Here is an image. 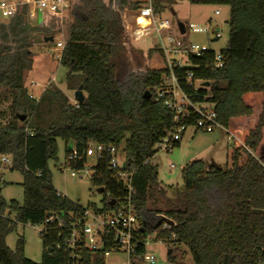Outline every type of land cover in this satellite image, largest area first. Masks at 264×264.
I'll list each match as a JSON object with an SVG mask.
<instances>
[{
  "label": "trees",
  "instance_id": "obj_1",
  "mask_svg": "<svg viewBox=\"0 0 264 264\" xmlns=\"http://www.w3.org/2000/svg\"><path fill=\"white\" fill-rule=\"evenodd\" d=\"M188 1L230 8L229 40L222 51L226 66L222 71L192 69L195 79L211 83L193 100L215 104L218 121L237 140L227 149L224 168L209 170L203 161L185 166L184 190L174 200L157 199L162 189L157 168L151 165L156 144L174 126L173 116L153 90L161 87L168 67L159 48L146 56L133 48V30L125 14L140 6L132 0H69L67 17H52L59 24L45 34L55 39L66 26L59 60L68 70L69 88L75 93L83 87L86 99L77 105L55 87L39 101L29 96L25 86L33 63L29 47L39 30L27 24L28 6L19 7L11 20L0 24V156H12L10 170L24 177L23 205L15 201L7 205L0 199V264H38L25 258L22 239L15 251L6 245L18 223L38 227L48 214L79 219L84 213L79 204L59 198L52 185L48 165L58 161V140L66 143L67 157L69 143L79 155L96 144L124 147L128 167L135 170L133 203L143 227L139 256L145 254L148 233L154 231L170 249L173 263L184 264L174 251L186 247L194 264H264V0ZM208 54L210 61L213 52ZM146 92L152 96L145 98ZM196 119L192 116L187 124ZM109 160L106 156L97 163L91 179L94 187L104 190L106 209H111L110 199L121 196L107 168ZM86 163L84 159L69 166L82 171ZM159 217L172 222L170 230L162 231V226L155 230ZM40 235L45 253L39 264H68V231L52 226ZM82 258L83 264H106L103 250L84 251Z\"/></svg>",
  "mask_w": 264,
  "mask_h": 264
},
{
  "label": "rangeland",
  "instance_id": "obj_2",
  "mask_svg": "<svg viewBox=\"0 0 264 264\" xmlns=\"http://www.w3.org/2000/svg\"><path fill=\"white\" fill-rule=\"evenodd\" d=\"M7 1L19 3L23 0ZM150 1L160 9L161 18L172 22L174 29L170 34L182 40L185 45L198 44L213 52H221L227 47L230 33L228 24L230 8L228 6L193 5L188 0H175L174 2H171V0H132L133 3L138 4L140 7L148 6ZM137 12L138 10L127 11L125 14L133 31ZM216 12L219 15H216ZM35 14L36 17L30 19L31 22L27 23L37 26L39 30L38 33L32 35L31 46L29 47L33 59L32 70L25 75V86L28 89L29 96L40 98L46 90L55 87L69 98L71 104H75V93L69 88L67 82L68 70L60 64L58 57L60 51L56 50L57 43L65 41L66 26L64 25L63 29L61 28V33L55 34L54 43H45L44 37L50 34L49 31H53L59 23L52 18L56 16H48L42 10L36 9ZM2 21L3 18L0 14V23ZM179 24H183L188 29L187 34H181ZM191 25L201 28L207 27L209 32L193 33L189 29ZM217 28L222 35L220 39H216L214 33V29ZM47 31L48 33L45 34ZM167 34L166 32L163 33L164 36ZM49 36L47 35V37ZM2 42L0 37V44ZM159 45L158 35L154 31L139 39H134L133 42V48L145 56L150 50L159 48ZM232 143L233 141L229 139L227 133L222 130L209 134L189 129L180 145L171 152L158 151L151 159V165L156 167L158 171V186L162 189V192L157 194V199L164 200L163 198L165 197L169 200H174L177 198V195L184 190L183 168L192 162L203 161L208 169L211 165L224 168L227 149ZM57 146L58 161H50L48 165L53 187L57 192L85 209L93 206L102 209L105 193H98V189L93 186L91 180L93 169L97 166L96 158L89 157L85 169L81 172H76L66 166V143L63 140H58ZM68 147L73 148V143H69ZM119 156L121 160L124 159L123 149H121ZM10 169L6 167L0 168V183L2 187L0 198L7 205H10L12 201L23 205V174L18 170L11 171ZM72 173L76 174L75 178L72 177ZM154 207L150 205L153 212ZM157 207L162 209L161 205ZM155 215L156 213L152 214L153 218ZM41 229L42 227L40 226L33 227L28 224L18 223L15 230L6 237V245L12 251H15L18 241L22 239L25 242V258L39 264L42 262L45 253L44 240L40 235ZM157 237L154 231L148 233L145 255L154 256L155 264H177L169 261L168 254L170 249L167 245L161 243V240L157 239ZM174 254L184 264H194L186 247H182L179 251L175 250ZM128 262H130L129 256L123 252L112 253L105 261L106 264H128ZM134 263L145 264L143 261L137 260Z\"/></svg>",
  "mask_w": 264,
  "mask_h": 264
},
{
  "label": "built area",
  "instance_id": "obj_3",
  "mask_svg": "<svg viewBox=\"0 0 264 264\" xmlns=\"http://www.w3.org/2000/svg\"><path fill=\"white\" fill-rule=\"evenodd\" d=\"M69 4V0H23L19 3L0 0V14L3 18L1 23L11 20L16 15L18 8L23 5L28 6L30 19L36 17V9L42 10L48 16L65 18L68 15ZM216 15H219V13L216 12ZM140 19H144L145 24L139 23ZM173 29L172 22L161 18L160 12L151 1L148 6L140 7L135 16L134 39H139L154 31L158 35L159 49L162 51L168 67V73L163 77L161 87L153 90L157 100L162 101L165 109L173 116L174 126L173 129L166 131L165 135L156 144V150L171 152L182 141L189 129L209 134L222 130L227 133L231 141H236V136L226 130L218 121L215 104L207 101V99L198 102L193 100V96L196 97L200 90H209L211 83L195 79V72L192 69L198 72L201 70L222 71L226 66L222 51L213 52L206 47L193 43L185 45L182 40L170 34ZM189 29L193 33L209 32V28H201L195 25H191ZM215 30L216 39H220L222 37L221 32ZM164 32L168 34L164 36ZM187 32L188 29L185 27V34ZM64 48L65 41L57 43L56 50L61 52ZM210 52H213V57L208 61L206 58ZM58 57L60 59L59 55ZM189 90L193 93L191 94ZM30 97L37 101L40 99L33 96ZM75 104L77 105V102ZM192 116L197 117L196 121L193 124H187V121ZM30 135L33 136L32 134ZM70 149L66 162L68 168H70V163L83 161L89 157H95L98 163L103 161L106 156H110L107 168L111 172L112 177L118 182L121 196L117 200L113 199L115 203L110 206L111 209L84 208V213L79 219L75 218L73 214L68 216L51 215L40 226L42 227L40 233H47L48 228L52 226L59 230L66 229L68 231L67 248L70 251L68 264H83L82 252L84 251L98 253L102 250L104 251L105 260L112 253L123 252L129 256L130 262L128 264H135V260L143 261L145 264H155L154 256L145 254L139 256L137 254L139 247L138 237L143 227L133 203L135 170L128 167L124 147L122 146L118 149L115 146L96 144L90 146L81 155H79L75 147ZM121 149L124 151L123 160L119 156ZM13 165L12 156H0V168H12ZM95 173L96 171L93 170V174ZM72 177L75 178L76 174L72 173ZM57 195L63 200L68 199L59 192ZM109 201L111 202L112 200L110 199ZM158 219L159 221L161 219L165 220L161 225L162 227L160 226L162 231L171 229L170 222H166L165 217H159ZM147 243L148 239L146 246ZM161 243L164 244L162 240ZM107 246H109V250H105ZM56 247L60 248V245L58 244Z\"/></svg>",
  "mask_w": 264,
  "mask_h": 264
},
{
  "label": "water",
  "instance_id": "obj_4",
  "mask_svg": "<svg viewBox=\"0 0 264 264\" xmlns=\"http://www.w3.org/2000/svg\"><path fill=\"white\" fill-rule=\"evenodd\" d=\"M179 29H180L181 34H185V26H184L183 24H179ZM215 31H218V29H216ZM54 40H55V39H54L53 36H50V37H46V38H44V42H45V43H53ZM207 85L209 86L208 83H207ZM144 96H145V98H150L152 95H151L150 92H146ZM74 97H75V101L77 102V104H82V103H84L86 97H85V95H84L83 87H82V86H80V87L78 88V90L75 92ZM20 120H21L22 122L25 121V120H26V116H25V115L20 116ZM214 167H216V166H215V165H211V166L209 167V170H211V169L214 168ZM0 193H1V189H0ZM98 193L103 194V193H104V190H103V189H98ZM0 199H1V198H0ZM114 203H115V201L113 200V201L110 202L109 205H110V206H113ZM49 216H50V214H48V217H49ZM164 222H165V220H164V219H161V220L159 221V223L157 224V226L155 227V230H157V229H158V228H159ZM170 224H172V222H171ZM142 230H143V229H142Z\"/></svg>",
  "mask_w": 264,
  "mask_h": 264
},
{
  "label": "bare ground",
  "instance_id": "obj_5",
  "mask_svg": "<svg viewBox=\"0 0 264 264\" xmlns=\"http://www.w3.org/2000/svg\"><path fill=\"white\" fill-rule=\"evenodd\" d=\"M139 23H141V24H145V20H144V19H140V20H139Z\"/></svg>",
  "mask_w": 264,
  "mask_h": 264
},
{
  "label": "crops",
  "instance_id": "obj_6",
  "mask_svg": "<svg viewBox=\"0 0 264 264\" xmlns=\"http://www.w3.org/2000/svg\"><path fill=\"white\" fill-rule=\"evenodd\" d=\"M218 29V28H217ZM218 31H220L219 29H218Z\"/></svg>",
  "mask_w": 264,
  "mask_h": 264
}]
</instances>
